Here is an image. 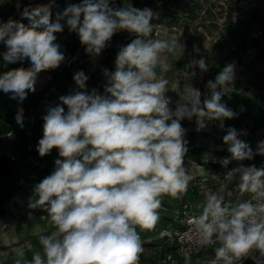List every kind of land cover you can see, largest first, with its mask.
<instances>
[{
  "label": "clouds",
  "instance_id": "clouds-1",
  "mask_svg": "<svg viewBox=\"0 0 264 264\" xmlns=\"http://www.w3.org/2000/svg\"><path fill=\"white\" fill-rule=\"evenodd\" d=\"M52 6L26 7L22 16L27 25L11 19L0 24V43L7 49L0 53L4 62L28 60L31 65L0 74V91L20 104L36 91L40 73L65 61L55 35L65 25L93 58L120 31L135 38L119 48L115 70H104L103 95L95 88L89 93V77L77 71L73 79L79 90L60 96V103L46 109L36 150L44 157L55 148L59 158L51 174L34 186L28 207L43 209L55 230L39 235L42 252L34 251L31 260L25 259L23 247L15 249L14 264H139L144 248L138 229H153L162 198L182 199L193 179L185 166L188 141L181 122L195 117L200 131L206 121L218 120L223 128L224 119L236 117L221 102L234 81L235 65L227 64L207 82L210 95L202 101L199 89L191 84L181 88L158 73L169 68L165 54L176 55L185 46L177 38L153 37L157 17L152 9L82 0L53 20ZM190 63L208 71L204 58ZM169 91L179 97L174 108ZM23 113L18 108L15 116L21 127ZM245 134L227 129L223 141L231 155L221 159L223 167L264 156V141L253 151L239 138ZM237 177L239 191L251 194L250 199L232 206L225 203L223 192L205 190L202 212L192 221L194 235L200 247L219 244L211 264H243L247 259L264 264V165L241 163L226 179Z\"/></svg>",
  "mask_w": 264,
  "mask_h": 264
},
{
  "label": "rangeland",
  "instance_id": "rangeland-1",
  "mask_svg": "<svg viewBox=\"0 0 264 264\" xmlns=\"http://www.w3.org/2000/svg\"><path fill=\"white\" fill-rule=\"evenodd\" d=\"M81 2L0 0V24L16 17L20 22L26 7L49 3L53 5L51 11L54 20L56 14L62 13L66 6ZM127 4L153 10L157 17L152 21L155 25L154 38H177L185 46L184 51L176 55L166 53L168 59L165 63L169 68L163 73L160 69L157 71L169 81L178 82L181 88L191 84L199 89L202 101L210 95L207 82L214 81L227 64L235 65L234 81L221 102L237 113L236 117L224 119L223 128L218 120L206 121L207 127L200 131H197L195 117L191 121L185 119L181 122L187 130L185 139L188 141L189 154L185 156V166L193 176L189 186L195 188L188 189L183 196L194 203L202 202L197 191H214L217 186L214 176L216 169H212L210 164L223 159L221 149L228 148L223 141L227 129L235 127L245 132L239 138L248 144L255 136H264V0H151L141 5H137L134 0H111V6L116 8ZM55 35L56 43L65 54V61L60 67L40 73L36 91L30 92L22 104L11 99V94L0 91V160L5 162L4 170L8 171L7 180L11 186L6 208L0 216V264H14V250L20 247L25 250V259L31 260L34 251L42 252L39 235L50 234L55 230L43 209H30L28 205L30 197L34 196V186L54 170V161L59 158L58 151L54 148L50 154L41 157L33 146L26 155H19L20 152L25 147L28 149V143H32L35 136L42 138V118L46 115V109L60 103V96L79 90L73 79L77 71H83L89 77L86 82L89 93L95 88L103 95L106 83L104 70H115L119 48L135 38L127 31H120L113 36L101 55L93 58L85 52L78 35L70 32L66 25L61 33ZM6 50L5 45L0 43V53ZM200 58L205 59L207 72L191 66L193 59ZM30 66L28 60L6 64L0 55V74ZM193 72L195 75H192ZM166 95L171 97L170 107L174 108L179 97L171 91ZM21 107L24 110L23 127L15 120L17 110ZM22 134L26 135V139ZM190 156L199 158L207 165L198 164ZM11 163L13 166L9 170ZM218 189L221 190L220 187ZM234 194V200H239L241 192L236 191ZM167 199L174 198L167 195L162 198ZM172 200L159 210L160 218L153 229H138L143 253L153 257L156 264H164L167 249L173 246L170 235L180 223L176 211L178 206Z\"/></svg>",
  "mask_w": 264,
  "mask_h": 264
},
{
  "label": "built area",
  "instance_id": "built-area-1",
  "mask_svg": "<svg viewBox=\"0 0 264 264\" xmlns=\"http://www.w3.org/2000/svg\"><path fill=\"white\" fill-rule=\"evenodd\" d=\"M264 141V136H255L253 140L249 142V145L252 147L253 151H255L258 142ZM28 152L33 149V144L28 143ZM223 153V158H230V153L227 151V148L221 149ZM244 164L245 166H249L252 164H255L257 167H260L261 165H264V156L256 155L253 160H245L241 162L237 161H231V163L227 166V168L223 167L222 165L219 167L218 170L214 173V176H216V184L215 190L219 192H223L225 197V203L231 204L232 206H235V204L244 201L249 200L251 194L249 193H241L239 200H234L233 196L235 195L234 192L239 191L238 188V177L236 179H233L232 181H229L226 179L228 171L231 169L237 167L239 164ZM199 187V186H197ZM218 187L221 188V190L218 189ZM201 189V188H199ZM214 190V191H215ZM198 196L202 197V202L198 201V203L191 202L185 198V196L182 197V199H177L180 201L179 206L177 207V217L179 218V226L173 230L171 237V243L173 246H175V249L173 252L166 253L165 256V262L164 264L168 263H174L178 260H186L187 258H191L198 253L207 251H212V254L209 258L203 261H199L197 264H211V262L215 259V247H218L219 244H215L212 246H206V247H200L198 244L197 239L194 235V225L192 223L193 219L200 215L202 212V206L204 203V190L197 191ZM234 194V195H233ZM243 264H253V261L251 259H247L243 261Z\"/></svg>",
  "mask_w": 264,
  "mask_h": 264
},
{
  "label": "trees",
  "instance_id": "trees-1",
  "mask_svg": "<svg viewBox=\"0 0 264 264\" xmlns=\"http://www.w3.org/2000/svg\"><path fill=\"white\" fill-rule=\"evenodd\" d=\"M40 1H43V0H40ZM46 1V0H45ZM135 1V3L137 4V5H141L142 3H148V2H151V0H134ZM23 20H21L20 22L21 23H24L25 25H27L28 23H29V21L27 20V18H22ZM12 20L13 21H17V17L16 18H12ZM23 136H24V138L26 139V135H24V134H22ZM41 138L39 137V136H35L34 138H33V140H32V144H33V146H34V148L36 149L37 148V144H38V141L40 140ZM28 153V151L26 150V147L20 152V154L19 155H23V154H27ZM189 153H187L186 154V156L188 155ZM191 157V159L192 160H194L195 162H197L198 164H201V165H207V164H205V162H202L199 158H196V157H192V156H190ZM211 166H212V169H216V170H218L219 169V167L221 166V163L220 162H216V163H214V164H210ZM11 166H13V164L11 163ZM188 189L190 190V189H194L195 190V188H193L192 186H189L188 187ZM172 199H167V200H162V207H166V205H168V202H170ZM172 201H174L175 203H176V205L177 206H179V204H180V201L179 200H177V199H173ZM167 220H169L168 218H167ZM174 249H175V246H169V249H167L168 251L166 252V253H170V252H173L174 251ZM211 254H212V251L210 250V251H204V252H201V253H198L197 255H195V256H193V257H191L190 258V261H188V264H197V263H199V261H203V260H205L206 261V259L207 258H209L210 256H211ZM145 262H149V264H156L157 263V261L156 260H154V258L153 257H151V256H146L144 253H142L141 254V256H140V263L141 264H144ZM168 264H186V260H178V261H175L174 263H168Z\"/></svg>",
  "mask_w": 264,
  "mask_h": 264
},
{
  "label": "water",
  "instance_id": "water-1",
  "mask_svg": "<svg viewBox=\"0 0 264 264\" xmlns=\"http://www.w3.org/2000/svg\"><path fill=\"white\" fill-rule=\"evenodd\" d=\"M5 162L4 160H0V216L3 214L5 204L10 197V182L7 180L8 171L4 170ZM9 170L11 168V164L9 165ZM7 168V170H8Z\"/></svg>",
  "mask_w": 264,
  "mask_h": 264
},
{
  "label": "flooded vegetation",
  "instance_id": "flooded-vegetation-1",
  "mask_svg": "<svg viewBox=\"0 0 264 264\" xmlns=\"http://www.w3.org/2000/svg\"><path fill=\"white\" fill-rule=\"evenodd\" d=\"M10 189H11V186H10Z\"/></svg>",
  "mask_w": 264,
  "mask_h": 264
}]
</instances>
